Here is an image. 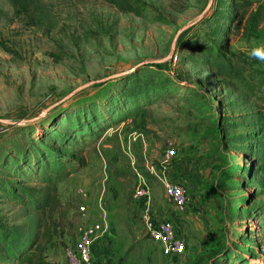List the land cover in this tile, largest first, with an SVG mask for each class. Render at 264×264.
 Returning a JSON list of instances; mask_svg holds the SVG:
<instances>
[{"label":"rangeland","instance_id":"obj_1","mask_svg":"<svg viewBox=\"0 0 264 264\" xmlns=\"http://www.w3.org/2000/svg\"><path fill=\"white\" fill-rule=\"evenodd\" d=\"M219 58L229 60L226 67L259 66L264 0H0V120L9 122H0L7 130L0 159L29 158L34 148L48 147L56 159L72 155L84 163L54 173L59 178L52 183H28L0 167V184L14 183L9 186L21 197L0 190V232L21 243L36 240L38 256L49 264H68L67 250L85 224L79 208L86 205L87 222L107 211L111 264H194L236 243L264 255V140L254 135L264 137V104L223 74ZM142 89L156 102L143 112L147 126L136 115L132 128L152 143L157 175L172 140L179 153L191 152L187 170L200 181L199 202L177 217L186 251L171 259L149 238L134 202L137 173H148L136 158L142 160L139 148L128 150L123 139L134 130L121 123L79 147L56 146L50 137L55 130L68 143L77 130L105 129ZM110 174L122 177L111 182ZM113 182L119 192H110ZM45 198L50 207L32 206ZM160 202L168 217L164 194ZM5 247L0 243V264H18Z\"/></svg>","mask_w":264,"mask_h":264},{"label":"trees","instance_id":"obj_2","mask_svg":"<svg viewBox=\"0 0 264 264\" xmlns=\"http://www.w3.org/2000/svg\"><path fill=\"white\" fill-rule=\"evenodd\" d=\"M219 64L217 65L220 69L223 70L225 76L229 75V78L236 84V86L250 98H254L257 102H262L264 104V59L260 61V64L256 68H251L249 65H238L230 63L226 67V62L229 61L225 58H219L217 60ZM226 68V69H225ZM225 69V70H224ZM143 69L139 71L142 72ZM131 76V75H130ZM144 89L137 91L131 97H127L128 102L126 106H121V109L118 113L111 118L109 123L107 122L105 129L103 130H94L93 127H88L92 129L86 130H77L75 132V140L65 143L63 140V135L53 130L50 134L51 140L57 145L66 147V146H75L79 147L81 144H91L98 141L107 129H110L118 124L124 123L131 120L134 116L142 114L146 107L151 105L153 100L145 99ZM0 137L7 132L3 124H0ZM255 137H260L259 133L254 134ZM70 144V145H68ZM46 150L39 151V148H34V154L32 157L29 154V158H26L25 153L20 154L16 159L9 160L6 162L4 159H0V167L11 172L12 178L22 179L26 182H35L36 180H42L44 182L52 183L58 181L56 175L52 177L54 173H61L64 170L71 172L73 170H78L84 166V163L80 160L74 159L72 155H66L61 160L56 159L53 155L55 149H49L44 147ZM61 154H65L60 152ZM42 156V157H41ZM27 163L23 167V165ZM31 166V167H29ZM250 169V168H249ZM262 172L260 171L261 174ZM255 174L253 175V177ZM252 184L257 182L251 180ZM9 185L8 182H5V185L0 184V190L4 193H7L12 196V198H20L14 195V188ZM52 205L51 201L47 198L43 199L39 203L32 204L37 210H45L46 208ZM242 212L247 214L248 218H254L251 216V209H243ZM245 237V236H244ZM243 237V238H244ZM36 241V240H35ZM34 240L21 243L20 240L14 238L11 233L5 234L0 232V243L5 244V250L8 252L9 256L18 264H49L43 258L38 256V246H35ZM13 245V246H12ZM236 247V248H235ZM257 260L256 264H264V255H260L258 250L246 249L238 243L234 244V247H228L226 245L222 248H217L213 250L209 255H205L199 259L194 264H253L252 261Z\"/></svg>","mask_w":264,"mask_h":264},{"label":"built area","instance_id":"obj_3","mask_svg":"<svg viewBox=\"0 0 264 264\" xmlns=\"http://www.w3.org/2000/svg\"><path fill=\"white\" fill-rule=\"evenodd\" d=\"M2 130L0 131V133ZM177 146L172 140L168 141L163 157L162 174L157 175L163 184L166 198L174 208L178 217L186 215L190 210V198L187 188L167 176L168 166L177 157ZM80 195L86 201L87 194L80 190ZM134 201L142 202V222L145 226L149 238L161 248L162 254L166 258L178 257L186 251V239L177 231L175 220L165 218L161 222H156L152 214L151 191L145 182L141 181L134 191ZM144 201V202H143ZM79 213L85 220V224L79 231L77 243L67 250L68 264H92L91 246L97 240L106 238L110 226L106 218V211L102 208L100 220L87 222L88 208L82 205Z\"/></svg>","mask_w":264,"mask_h":264},{"label":"crops","instance_id":"obj_4","mask_svg":"<svg viewBox=\"0 0 264 264\" xmlns=\"http://www.w3.org/2000/svg\"><path fill=\"white\" fill-rule=\"evenodd\" d=\"M145 113L140 114L139 116V121L142 122V125L147 126V121L144 122L145 120ZM144 122V123H143ZM132 120L126 121L123 123V126L127 125V130H129L130 128L133 127L132 125ZM133 129V128H132ZM122 130L124 131V129L122 128ZM134 130V129H133ZM107 136V135H106ZM130 137H128L127 135H124V138L127 141V149L131 150L133 149L134 152L136 153L138 150L137 148H139L140 150V158L142 160H139L138 155L136 154V158L138 159L139 163L143 162V166L147 169L146 171L148 173H146L145 175L137 173V179H138V184L139 182L143 181L145 182L146 186L150 189L151 191V208H152V214L154 217V220L156 222H161L162 220H164L165 218H172L175 219L176 222V228L178 231L179 228V224H180V218H177V214L174 211V208L169 204L166 205L167 208V212L169 213L168 217H164L163 213L165 212V206L163 204H161V199H162V194H164V197L166 198V194H165V190L162 193L161 192V188L159 189L158 182L156 181V179L154 178V176H157V166L151 164V162L153 161L151 159L150 156H152V154L149 152L148 153V148L150 146H152V143L148 140L145 139V136L142 133H139L137 131H133L132 134L129 135ZM142 139V141H141ZM178 145V144H177ZM190 145V144H188ZM177 152H178V148H177ZM193 157V155L191 154V152H181L177 154V159H176V164L174 165V170L172 172H169V178L175 182H178L182 185H184L185 187H187L188 192H189V198H190V204H192V202H199L196 196V192L199 190L200 188V181L197 179V182L195 181L196 179L194 178L193 174L189 173V170H187V163L189 162V158L191 159ZM134 160V163L137 162V160ZM118 159L115 157L114 161L112 163H115ZM151 161V162H150ZM163 164V161L161 162ZM139 167L143 168L142 164L138 165ZM159 168L161 166H158ZM135 168V167H134ZM117 170H120V168L116 167ZM121 171V170H120ZM122 177V175H113L110 174V176L108 175L107 179L110 180L111 182L115 180V182H119V178ZM138 184L136 185L135 188L138 187ZM110 192L115 193V192H119L120 189L117 186L116 183H112L108 186ZM167 200V198H166ZM137 208H139L142 212H143V205L142 202H136L134 201ZM144 202V201H143ZM168 202V200H167ZM169 203V202H168ZM108 214L106 211V218H107ZM109 223V222H108ZM110 226V223H109ZM111 230V227H110ZM109 230V232H110ZM109 232L106 236V238L101 239V240H97L96 242H94L91 246V253H92V264H111L110 262L113 261V259L111 258L113 256V251L111 249V245L108 242V235ZM178 233H180V231H178ZM157 247L159 248V250L161 251V248L157 245ZM162 253V252H161ZM167 259H171V258H167Z\"/></svg>","mask_w":264,"mask_h":264},{"label":"water","instance_id":"obj_5","mask_svg":"<svg viewBox=\"0 0 264 264\" xmlns=\"http://www.w3.org/2000/svg\"><path fill=\"white\" fill-rule=\"evenodd\" d=\"M0 122H2V123H3V122H7V123H9L8 121H5V120H0Z\"/></svg>","mask_w":264,"mask_h":264}]
</instances>
